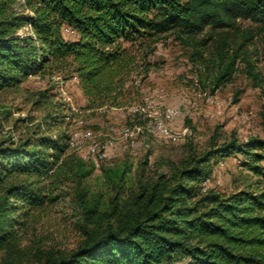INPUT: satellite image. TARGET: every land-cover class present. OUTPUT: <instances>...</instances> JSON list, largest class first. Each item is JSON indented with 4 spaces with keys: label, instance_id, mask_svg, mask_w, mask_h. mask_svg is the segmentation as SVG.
<instances>
[{
    "label": "trees",
    "instance_id": "1",
    "mask_svg": "<svg viewBox=\"0 0 264 264\" xmlns=\"http://www.w3.org/2000/svg\"><path fill=\"white\" fill-rule=\"evenodd\" d=\"M239 20L264 32V0H0V94L18 91L29 76L55 74L78 80L85 109L121 107L134 44L167 33L183 41L207 28L208 40L217 36L213 92L231 78L252 38L229 45L227 34ZM65 29L75 37L66 38ZM36 96L38 105L47 93ZM69 137L62 127L0 141V252L17 248L33 212L55 201L59 177L89 174L83 161L66 155ZM229 155L240 158L241 181L227 194L205 191L210 161ZM110 181L108 205L80 193L83 238L68 253L49 254L47 264H264V139H231L167 170L142 172L132 185L123 171Z\"/></svg>",
    "mask_w": 264,
    "mask_h": 264
},
{
    "label": "rangeland",
    "instance_id": "2",
    "mask_svg": "<svg viewBox=\"0 0 264 264\" xmlns=\"http://www.w3.org/2000/svg\"><path fill=\"white\" fill-rule=\"evenodd\" d=\"M209 34L207 28L182 41L167 33L154 42L134 44L130 50L135 66L125 84L121 107L87 110L78 80H63L55 74L29 76L18 91L0 94V141L17 143L33 133L53 135L62 127L70 136L75 132L92 135L76 140V146L66 152L72 161H83L89 174L78 179L70 173L68 178L59 177L54 182L57 189L51 194L57 198L33 212L26 227L18 232L17 248L0 252V264H47L49 254L74 249L83 238L80 193L89 201L108 205L114 193L110 177L117 172L123 171L132 185L142 172L148 177L167 170L169 164L231 139H264V32L244 20L238 21V30L228 32L231 47L241 42L243 35L252 38L240 51L231 78L213 92L211 80L218 70L217 36L213 34L208 40ZM64 35L75 37L69 29ZM202 40H207L206 45L200 46ZM43 91L46 101L33 104L36 94ZM58 105L63 106L62 112L56 111ZM166 109L177 110V116L166 120ZM158 121L166 126L168 135L154 128ZM61 122L63 126L58 128ZM48 124L55 126L47 130ZM108 137L113 144L105 149V159L89 152L91 140L102 143ZM239 159L238 155L213 158L204 190L232 192L245 174Z\"/></svg>",
    "mask_w": 264,
    "mask_h": 264
},
{
    "label": "built area",
    "instance_id": "3",
    "mask_svg": "<svg viewBox=\"0 0 264 264\" xmlns=\"http://www.w3.org/2000/svg\"><path fill=\"white\" fill-rule=\"evenodd\" d=\"M177 114H178V111L175 109H166L164 111L163 115H164V118L166 120H172L177 116ZM154 128H156V130L161 135H164V136L168 135L169 131L161 121L156 122ZM91 137H92V135L90 132H84V133L75 132V133H73L72 136L69 137L68 147L69 148L75 147L76 146V140H79L82 138L83 139H90ZM112 144H113V142H112V139L110 137L103 140L102 143H99L97 140L93 139V140H91L90 145H89V152L93 155H96L99 159H105L106 158L105 149L107 147L111 146Z\"/></svg>",
    "mask_w": 264,
    "mask_h": 264
}]
</instances>
